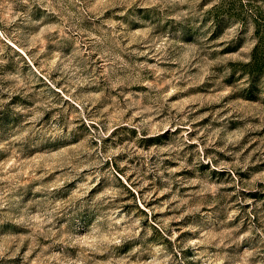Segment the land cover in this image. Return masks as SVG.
Wrapping results in <instances>:
<instances>
[{
	"label": "rangeland",
	"instance_id": "rangeland-1",
	"mask_svg": "<svg viewBox=\"0 0 264 264\" xmlns=\"http://www.w3.org/2000/svg\"><path fill=\"white\" fill-rule=\"evenodd\" d=\"M0 264H264V0H0Z\"/></svg>",
	"mask_w": 264,
	"mask_h": 264
}]
</instances>
